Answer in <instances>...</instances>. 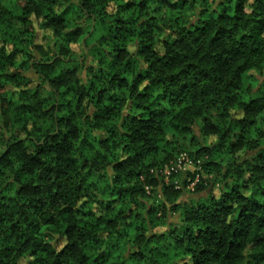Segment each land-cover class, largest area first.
<instances>
[{"label":"trees","instance_id":"obj_1","mask_svg":"<svg viewBox=\"0 0 264 264\" xmlns=\"http://www.w3.org/2000/svg\"><path fill=\"white\" fill-rule=\"evenodd\" d=\"M182 151L198 170L166 178ZM22 261L264 264V0H0V264Z\"/></svg>","mask_w":264,"mask_h":264},{"label":"rangeland","instance_id":"obj_2","mask_svg":"<svg viewBox=\"0 0 264 264\" xmlns=\"http://www.w3.org/2000/svg\"><path fill=\"white\" fill-rule=\"evenodd\" d=\"M121 1H125V0H121ZM113 8H111V10H112ZM35 41H36V43H39V44H42V45H44V46H47L48 44H50L51 42H52V37H51V35H50V33L49 32H46V31H42V30H38L37 31V36H36V39H35ZM72 48L74 49V51H76L78 54H82V51H81V48H80V46L79 45H76V44H74V45H72ZM82 76H83V74H82ZM195 135L197 136V137H199V135H200V133H199V130L196 128L195 129ZM177 157L178 158H180L181 157V155H186L187 157H188V153L186 152V151H182V152H180V153H177ZM189 158V157H188ZM190 159V158H189ZM191 160V159H190ZM188 170H190V171H195V170H198V167L197 166H195L194 165V163H191V164H189V166H188V168H187ZM203 176L205 177V173H203ZM178 180V179H177ZM191 185L189 184V187L183 192V198L184 199H192L193 197H197V194H194V192L193 191H191L192 189H190L191 187H190ZM188 189H190V190H188ZM147 192H148V190H147ZM215 193H218V189H217V187H216V189H215ZM156 195V194H155ZM156 196H158L159 197V194H157ZM177 219V215H171V217H170V220H176ZM160 229H162V228H160ZM22 264H25V261H22Z\"/></svg>","mask_w":264,"mask_h":264},{"label":"built area","instance_id":"obj_3","mask_svg":"<svg viewBox=\"0 0 264 264\" xmlns=\"http://www.w3.org/2000/svg\"><path fill=\"white\" fill-rule=\"evenodd\" d=\"M191 160L186 155H181L180 158L176 160V163H170L169 165H165L160 172L167 178L172 172H177L178 170H187L189 164H191ZM197 181H192L190 183V187L192 188L194 183Z\"/></svg>","mask_w":264,"mask_h":264}]
</instances>
